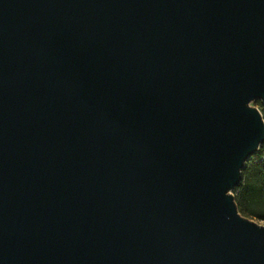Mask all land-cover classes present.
I'll return each mask as SVG.
<instances>
[{
	"label": "water",
	"instance_id": "water-1",
	"mask_svg": "<svg viewBox=\"0 0 264 264\" xmlns=\"http://www.w3.org/2000/svg\"><path fill=\"white\" fill-rule=\"evenodd\" d=\"M256 100L264 0H0V264H264Z\"/></svg>",
	"mask_w": 264,
	"mask_h": 264
},
{
	"label": "trees",
	"instance_id": "trees-1",
	"mask_svg": "<svg viewBox=\"0 0 264 264\" xmlns=\"http://www.w3.org/2000/svg\"><path fill=\"white\" fill-rule=\"evenodd\" d=\"M261 104L256 100L253 105ZM264 144L243 169L241 184L234 190L239 211L257 221H264Z\"/></svg>",
	"mask_w": 264,
	"mask_h": 264
},
{
	"label": "built area",
	"instance_id": "built-area-1",
	"mask_svg": "<svg viewBox=\"0 0 264 264\" xmlns=\"http://www.w3.org/2000/svg\"><path fill=\"white\" fill-rule=\"evenodd\" d=\"M256 107L260 110L262 117L264 119V103L261 101V104L256 105ZM260 160H264V156L261 157Z\"/></svg>",
	"mask_w": 264,
	"mask_h": 264
},
{
	"label": "rangeland",
	"instance_id": "rangeland-1",
	"mask_svg": "<svg viewBox=\"0 0 264 264\" xmlns=\"http://www.w3.org/2000/svg\"><path fill=\"white\" fill-rule=\"evenodd\" d=\"M255 220V219H254ZM257 221V220H256ZM260 224H264V221H258Z\"/></svg>",
	"mask_w": 264,
	"mask_h": 264
}]
</instances>
